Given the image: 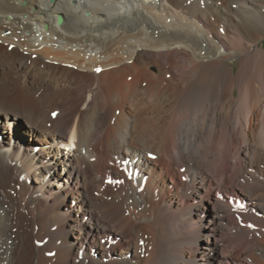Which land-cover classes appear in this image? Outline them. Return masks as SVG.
Listing matches in <instances>:
<instances>
[{"label":"bare ground","instance_id":"bare-ground-1","mask_svg":"<svg viewBox=\"0 0 264 264\" xmlns=\"http://www.w3.org/2000/svg\"><path fill=\"white\" fill-rule=\"evenodd\" d=\"M263 39L264 0H0V264H264Z\"/></svg>","mask_w":264,"mask_h":264},{"label":"rangeland","instance_id":"rangeland-1","mask_svg":"<svg viewBox=\"0 0 264 264\" xmlns=\"http://www.w3.org/2000/svg\"><path fill=\"white\" fill-rule=\"evenodd\" d=\"M259 47L264 51V39L261 41V44L259 43ZM235 68H236V64H235ZM35 76L37 77V75L35 74ZM20 78H24L25 77V73L23 74V73H21L20 74V76H19ZM13 96H15L14 98L11 96V98H13V99H15L16 101H18L19 100V95H13ZM15 135V134H14ZM71 135V133L69 134V136ZM3 141V138L2 137H0V144H1V142ZM61 149H63L64 151H70V150H72L73 148L69 145L68 147L67 146H62L61 147ZM41 177L38 175V174H36V175H31V176H29V178H28V181H27V184H28V187L29 188H33V187H35L36 185H37V183H36V181L37 180H39ZM61 182L62 183H65V179L63 178V176H62V178H61ZM18 189V188H17ZM0 191H1V189H0ZM207 219L209 220V215L207 214Z\"/></svg>","mask_w":264,"mask_h":264},{"label":"water","instance_id":"water-1","mask_svg":"<svg viewBox=\"0 0 264 264\" xmlns=\"http://www.w3.org/2000/svg\"><path fill=\"white\" fill-rule=\"evenodd\" d=\"M58 22H61V18L58 19Z\"/></svg>","mask_w":264,"mask_h":264}]
</instances>
